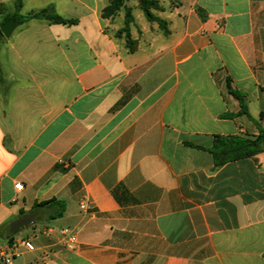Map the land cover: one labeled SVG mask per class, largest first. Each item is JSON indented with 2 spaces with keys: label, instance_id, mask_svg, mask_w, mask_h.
Masks as SVG:
<instances>
[{
  "label": "crops",
  "instance_id": "obj_1",
  "mask_svg": "<svg viewBox=\"0 0 264 264\" xmlns=\"http://www.w3.org/2000/svg\"><path fill=\"white\" fill-rule=\"evenodd\" d=\"M21 2L76 24L0 40V252L34 246L11 264H264V150L220 167L206 151L264 131V0H177L166 35L134 18L132 51L109 0ZM15 3L0 0V26Z\"/></svg>",
  "mask_w": 264,
  "mask_h": 264
},
{
  "label": "trees",
  "instance_id": "obj_2",
  "mask_svg": "<svg viewBox=\"0 0 264 264\" xmlns=\"http://www.w3.org/2000/svg\"><path fill=\"white\" fill-rule=\"evenodd\" d=\"M138 8L142 11L145 19L148 22H155L164 35L168 34L166 27V21L160 18L155 12H163V8L158 5L155 0H139ZM22 2L16 0L14 11L11 15L5 17L3 22L13 19L17 24H23L30 20H41L49 24H61L71 26L76 24L75 20L66 19L58 15L54 7L49 5L36 12H30L26 15H22L21 12ZM123 10L124 13V25L117 32L118 35H123L126 47L132 51L135 46L134 40L130 35V25L134 22L132 15V8L126 4L125 0H109V5L104 8L102 16L104 18L115 16L119 11ZM2 22V23H3ZM1 23V24H2ZM3 39V35L0 31V40ZM228 92L238 100L240 110L239 114H245L248 116L247 106L245 102V94L240 93L231 87H228ZM232 116V115H231ZM264 150V131L259 129V134L254 139L241 138L239 136H213L212 145L206 149L212 156L213 164L215 167L223 166L224 164L244 158L254 156ZM55 200L48 201L36 205V207H45L51 205ZM6 231L8 232L7 228ZM13 238L10 235L9 241Z\"/></svg>",
  "mask_w": 264,
  "mask_h": 264
},
{
  "label": "built area",
  "instance_id": "obj_3",
  "mask_svg": "<svg viewBox=\"0 0 264 264\" xmlns=\"http://www.w3.org/2000/svg\"><path fill=\"white\" fill-rule=\"evenodd\" d=\"M262 92H264V87H262ZM16 190H21L22 185L21 183H17L14 185ZM80 208L84 210L86 207L84 204H80ZM46 232L52 231V229H46ZM59 233L66 241V245H74L77 243L76 235L69 229V228H61L59 229ZM18 245L23 246L28 251H34V246L30 243V241L22 239L20 241H16L2 249L0 252V263L1 264H11L13 259L17 256L16 248Z\"/></svg>",
  "mask_w": 264,
  "mask_h": 264
},
{
  "label": "water",
  "instance_id": "obj_4",
  "mask_svg": "<svg viewBox=\"0 0 264 264\" xmlns=\"http://www.w3.org/2000/svg\"><path fill=\"white\" fill-rule=\"evenodd\" d=\"M17 23L13 19H9L0 26V31L4 37H9ZM33 223V215L30 213L23 214L7 225L8 235H14L18 231L28 227Z\"/></svg>",
  "mask_w": 264,
  "mask_h": 264
},
{
  "label": "rangeland",
  "instance_id": "obj_5",
  "mask_svg": "<svg viewBox=\"0 0 264 264\" xmlns=\"http://www.w3.org/2000/svg\"><path fill=\"white\" fill-rule=\"evenodd\" d=\"M125 1L130 6H135L139 2V0H125ZM155 1H157L158 5H160L163 8V12L168 11L170 8L175 7L176 3H177V0H155ZM163 12H155V14L162 16V15H164ZM132 13H133V16L135 18V23L137 25L148 24L147 20L145 19L144 15L140 9H138V8L133 9ZM28 231H31V228L29 226L18 231L13 236L23 237L24 234L27 233Z\"/></svg>",
  "mask_w": 264,
  "mask_h": 264
}]
</instances>
